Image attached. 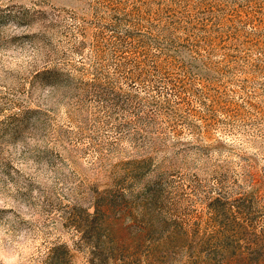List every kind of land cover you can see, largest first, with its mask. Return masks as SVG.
Here are the masks:
<instances>
[{
  "label": "rangeland",
  "instance_id": "374dc122",
  "mask_svg": "<svg viewBox=\"0 0 264 264\" xmlns=\"http://www.w3.org/2000/svg\"><path fill=\"white\" fill-rule=\"evenodd\" d=\"M0 264H264V0H0Z\"/></svg>",
  "mask_w": 264,
  "mask_h": 264
}]
</instances>
